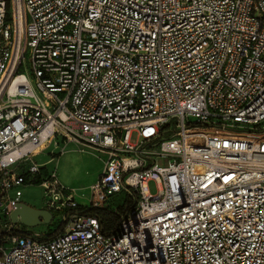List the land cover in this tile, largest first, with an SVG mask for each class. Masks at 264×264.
<instances>
[{"label": "built area", "instance_id": "2783aa9c", "mask_svg": "<svg viewBox=\"0 0 264 264\" xmlns=\"http://www.w3.org/2000/svg\"><path fill=\"white\" fill-rule=\"evenodd\" d=\"M51 143L106 155L89 204ZM37 176L46 239L11 221ZM122 191L108 234L86 207ZM0 216V264H264V0H0Z\"/></svg>", "mask_w": 264, "mask_h": 264}, {"label": "rangeland", "instance_id": "374dc122", "mask_svg": "<svg viewBox=\"0 0 264 264\" xmlns=\"http://www.w3.org/2000/svg\"><path fill=\"white\" fill-rule=\"evenodd\" d=\"M135 140L136 136L134 135L132 141L134 142ZM62 146L63 144H61L60 147L53 143L50 145L46 144L35 155L33 160L41 166H45L46 169L44 170H47L50 173L55 171L60 183L65 188L75 193L78 202L89 204L91 198V186L96 184L100 179L106 155L89 148L82 149V147L80 148V146L74 143L68 144L63 151ZM50 159L53 160L49 161ZM168 161V158L159 157L157 159V163L161 167L167 166ZM17 170L18 172H26L27 166H19ZM148 187L152 194L158 192L157 182L155 180H150ZM18 192L22 195V202L38 209L46 208L47 200L49 198L47 196V191L42 184L27 182L12 190L10 194L14 196ZM123 198L124 194H114L105 202L103 207L113 211L120 210L119 214L122 215L121 208L124 203ZM111 199L119 200L112 201ZM128 204L132 203L128 202ZM53 216L54 219L52 220V223L55 220L56 223L62 218V212L54 211ZM0 218L2 222H4L5 217L0 216ZM49 224L31 227L17 223L13 225V228L17 232L25 231L39 234L45 239L47 238L46 234L50 231V228L57 227V224ZM61 227L62 225L58 227V230H60Z\"/></svg>", "mask_w": 264, "mask_h": 264}, {"label": "trees", "instance_id": "16d2710c", "mask_svg": "<svg viewBox=\"0 0 264 264\" xmlns=\"http://www.w3.org/2000/svg\"><path fill=\"white\" fill-rule=\"evenodd\" d=\"M47 173V170L44 171V174ZM34 183L41 184L42 178L40 176H37ZM116 194H124L123 198V207L121 208L122 215L119 214L120 210H109L105 207L97 208V210L91 209L90 207H86L88 212L94 216H96L99 221L101 222L102 228L104 231L108 234H112L117 231L119 223L123 216L126 214H129L132 210L136 208L137 205V196L136 194H129L128 192L122 191L120 193ZM112 201H116L119 199H111ZM128 202L132 204H128ZM59 221L53 224L59 225ZM51 236L50 233L47 232L46 237ZM46 239V238H45Z\"/></svg>", "mask_w": 264, "mask_h": 264}, {"label": "water", "instance_id": "95a60500", "mask_svg": "<svg viewBox=\"0 0 264 264\" xmlns=\"http://www.w3.org/2000/svg\"><path fill=\"white\" fill-rule=\"evenodd\" d=\"M53 220V214L47 209H38L24 202H20L15 210L11 213V221L13 224L20 223L25 226H39L49 224ZM3 229L0 228V234ZM14 235L15 232L8 233Z\"/></svg>", "mask_w": 264, "mask_h": 264}, {"label": "flooded vegetation", "instance_id": "af4514ba", "mask_svg": "<svg viewBox=\"0 0 264 264\" xmlns=\"http://www.w3.org/2000/svg\"><path fill=\"white\" fill-rule=\"evenodd\" d=\"M51 224H53V223L51 222ZM49 225H50V224H49ZM51 229H53V228H50V230H51ZM57 231H59V230H57ZM24 233H25V231L16 232L17 235H23Z\"/></svg>", "mask_w": 264, "mask_h": 264}]
</instances>
